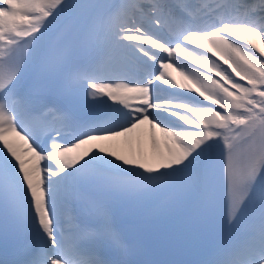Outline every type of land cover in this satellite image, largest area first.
<instances>
[{"label":"snow or ice","instance_id":"snow-or-ice-1","mask_svg":"<svg viewBox=\"0 0 264 264\" xmlns=\"http://www.w3.org/2000/svg\"><path fill=\"white\" fill-rule=\"evenodd\" d=\"M193 197L184 264H264V0H0V264H135L114 204Z\"/></svg>","mask_w":264,"mask_h":264},{"label":"bare ground","instance_id":"bare-ground-1","mask_svg":"<svg viewBox=\"0 0 264 264\" xmlns=\"http://www.w3.org/2000/svg\"><path fill=\"white\" fill-rule=\"evenodd\" d=\"M69 23H70L69 19H62V21L59 23V26L54 31L49 32L47 35H45V37H43V40H42L43 46L46 47L45 40L46 39L52 40L53 35L58 37V41H62L64 44H66V42L72 43L71 37L73 36H72L71 31L65 30L66 27L69 26L68 25ZM18 146L21 149L27 147L26 145L23 144L22 141H19ZM122 147L125 150L131 147L132 149L143 148L146 151H150V148H151L150 131H149L148 126L146 124L141 126V128L137 130L135 134H133L131 144L130 145L122 144ZM22 154L26 155V153H22ZM219 205L223 206L222 201L219 202L217 205L216 212L218 215L223 214L224 212V207H219ZM148 210H151V209L149 208ZM180 211H181V214L183 213L184 215H187V216L189 215L190 217V218H187L188 219L186 221L187 224L181 223V226L183 230H185V234H187L188 240L191 242L190 243L191 247H194L196 243L203 242V245L206 248L208 244V240L204 232V220L199 214L198 201L194 197L180 204L172 205V204L166 203V207L163 209V211L156 213V216L157 218H159V215L165 214L166 216L169 215L174 218L175 216L180 214ZM194 235L197 236L198 238L197 240H196V237L193 238ZM190 245H188V247H190Z\"/></svg>","mask_w":264,"mask_h":264}]
</instances>
